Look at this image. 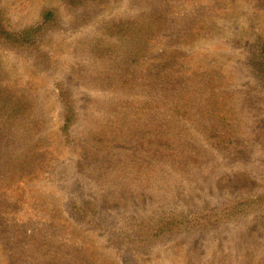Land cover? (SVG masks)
I'll return each instance as SVG.
<instances>
[{"label": "rangeland", "instance_id": "374dc122", "mask_svg": "<svg viewBox=\"0 0 264 264\" xmlns=\"http://www.w3.org/2000/svg\"><path fill=\"white\" fill-rule=\"evenodd\" d=\"M160 5L171 19L145 55L129 65L127 81L147 90L155 77H165L167 92L153 97L158 103L176 99L186 85L195 96V87L200 89L198 101L209 92L204 88L213 89L218 109L230 117V133L217 141L200 135L197 125L188 124L181 134L167 129L164 136L162 124L140 125L131 117L120 125L125 137L102 140L95 131L97 113L105 110L101 95L111 91L106 80L125 72L119 66L101 75L106 68L97 66L86 46L97 41L106 22L134 15L138 1L89 0L71 11L67 0H0L9 31L39 24L45 8L57 15L32 53L0 42V92L31 99L23 151L34 162L31 173L0 182V264H52L55 254L44 258L52 253L60 260L75 255L81 264H264V85L249 66L264 44V4ZM81 12L86 24H73ZM189 15L198 19L196 29L192 18L184 19ZM60 90L75 114L68 129ZM6 167L0 165L1 173H8ZM255 198L241 206V200ZM165 213L177 219L216 215L217 223L159 236L145 252L128 245L147 234L142 223Z\"/></svg>", "mask_w": 264, "mask_h": 264}, {"label": "trees", "instance_id": "16d2710c", "mask_svg": "<svg viewBox=\"0 0 264 264\" xmlns=\"http://www.w3.org/2000/svg\"><path fill=\"white\" fill-rule=\"evenodd\" d=\"M89 0H67V8L74 11L76 8L80 9L86 5ZM140 3L139 10L134 14L122 15L111 21L106 22L101 27L102 32L99 37L96 36L97 41L86 46L89 50L88 56H93L97 60V66L102 65L106 68L101 72V75L116 72V68L121 66L124 68V75L114 74L108 77L107 86L111 90L110 93L105 92L101 98L105 100L103 107L105 110H99V123H94L95 131L100 133V138L105 139L110 136L113 140L118 136L125 137L120 125L125 124L126 117H131L130 122H137L140 125L144 123H160L162 124L159 132L165 135L167 129H171L170 134L177 132L181 134L180 130L187 132L190 125H197L200 135H206L209 142L217 141L221 134L230 133L229 120L223 114V110L218 109L217 98L218 95L214 93L213 89L204 88L209 91L198 101L200 97V89L195 87L196 96L187 89L182 87L179 89L178 97L170 99L169 96L163 98L160 103L156 102L153 97L156 93L167 92L164 90L162 80H167L165 77H155L156 84L147 90H141V86H136L134 83L127 81L130 69V64L143 57L151 44L153 39L158 37L165 30V26L171 17L166 15L165 9L160 5L163 0H136ZM259 4H264V0H255ZM77 9V10H78ZM75 14V12H72ZM86 13L81 12L73 17V24H80L84 26L87 22ZM72 16V15H71ZM192 16L184 17V19L192 18ZM0 13V42L7 43L8 46L22 50L27 53H32L38 49L36 45V38L47 30L49 27H54L57 21V15L54 11L45 8L40 15V23L29 28H25L19 32L7 30L2 22ZM198 19H190L192 24ZM195 27L192 29H196ZM153 42V43H152ZM128 65V66H127ZM249 66L252 68V74L255 78L264 85V44L260 43L256 54L250 61ZM160 79V80H159ZM184 81L190 79L183 77ZM178 85V84H176ZM195 86V81H193ZM174 88L170 94H174ZM178 90V89H177ZM183 91V93H181ZM216 95V101L213 100L211 93ZM203 91L202 94H204ZM62 91H59L61 103L66 110L63 129H68L71 119L75 116L70 105L65 98H63ZM5 94L0 92V165L7 166L5 169L8 173H1L4 168H0V182L15 181L21 173H31L34 162L27 155H24V141L29 140L27 135L28 129L25 122L29 123L28 106L26 101L31 102V99L26 97L10 96L4 97ZM148 96L145 100L142 96ZM107 97V98H105ZM199 102L198 105L195 102ZM197 109L199 114L197 113ZM205 117V122H201L199 116ZM134 117L135 120L132 118ZM75 122V119H73ZM109 121V125H108ZM124 122V123H121ZM164 123V124H163ZM119 124V125H118ZM23 157V159H21ZM30 160V161H29ZM32 162V163H31ZM256 199V198H255ZM259 201H251L249 199L241 200L242 205L250 206L252 203ZM91 207L93 205L89 204ZM94 208V207H93ZM235 208V207H234ZM171 213H165L156 221L146 222L140 225L141 230H148L141 233L140 237L134 240H127L129 246H137L140 252H145V246L149 247L151 242H155L159 236L169 237L171 235L180 234L186 228L201 229L215 225L216 215H208L207 217L199 218L198 215L194 219H177L175 216H167ZM206 216V215H204ZM167 217V220L161 222ZM183 220V221H182ZM212 223V224H211ZM151 231V233H149ZM152 238V240H151ZM121 242L126 243L125 240L120 239ZM114 245V243H112ZM115 246V245H114ZM144 246V247H143ZM117 250H120V244L117 241ZM55 254L57 260L52 264H81V260L73 255L60 260L59 253H52L45 255L44 258ZM84 264V263H83Z\"/></svg>", "mask_w": 264, "mask_h": 264}]
</instances>
